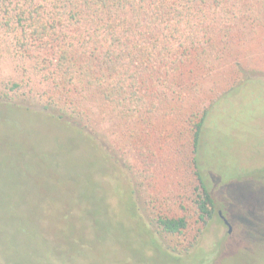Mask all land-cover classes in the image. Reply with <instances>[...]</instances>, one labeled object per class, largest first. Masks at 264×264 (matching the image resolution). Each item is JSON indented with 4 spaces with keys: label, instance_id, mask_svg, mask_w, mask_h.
I'll return each instance as SVG.
<instances>
[{
    "label": "rangeland",
    "instance_id": "rangeland-1",
    "mask_svg": "<svg viewBox=\"0 0 264 264\" xmlns=\"http://www.w3.org/2000/svg\"><path fill=\"white\" fill-rule=\"evenodd\" d=\"M240 54L264 71L263 36ZM234 76L227 65L199 82L208 98L222 94L198 148L214 201L205 223L189 180L159 177L148 189L102 130L0 101V264H264V75L230 89ZM181 215V233L157 226Z\"/></svg>",
    "mask_w": 264,
    "mask_h": 264
},
{
    "label": "trees",
    "instance_id": "trees-1",
    "mask_svg": "<svg viewBox=\"0 0 264 264\" xmlns=\"http://www.w3.org/2000/svg\"><path fill=\"white\" fill-rule=\"evenodd\" d=\"M254 36L264 37V0H0V101L102 130L148 189L159 177L189 180L205 223L214 201L198 148L222 94L208 98L199 82L227 65L238 75L230 89L264 75L241 59ZM156 223L173 235L188 219Z\"/></svg>",
    "mask_w": 264,
    "mask_h": 264
},
{
    "label": "water",
    "instance_id": "water-1",
    "mask_svg": "<svg viewBox=\"0 0 264 264\" xmlns=\"http://www.w3.org/2000/svg\"><path fill=\"white\" fill-rule=\"evenodd\" d=\"M226 222V221H225Z\"/></svg>",
    "mask_w": 264,
    "mask_h": 264
}]
</instances>
